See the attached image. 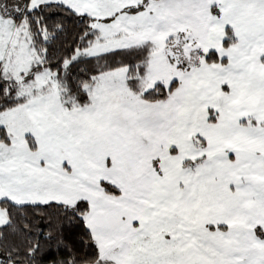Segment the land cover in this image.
I'll use <instances>...</instances> for the list:
<instances>
[{
	"label": "snow or ice",
	"instance_id": "6c2138e0",
	"mask_svg": "<svg viewBox=\"0 0 264 264\" xmlns=\"http://www.w3.org/2000/svg\"><path fill=\"white\" fill-rule=\"evenodd\" d=\"M0 264H264V0H0Z\"/></svg>",
	"mask_w": 264,
	"mask_h": 264
}]
</instances>
